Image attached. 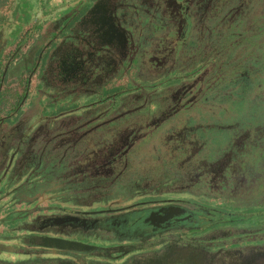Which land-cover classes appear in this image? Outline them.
Segmentation results:
<instances>
[{
    "label": "flooded vegetation",
    "instance_id": "af4514ba",
    "mask_svg": "<svg viewBox=\"0 0 264 264\" xmlns=\"http://www.w3.org/2000/svg\"><path fill=\"white\" fill-rule=\"evenodd\" d=\"M116 1L101 0L87 24L64 36L41 67L42 87L63 98L64 106L78 97L92 99L58 119L63 185L90 183L91 190L128 200L134 185L153 189L163 181L158 174L170 171L171 191L190 198L156 197L124 208L67 212L41 220L39 228L128 240L140 252L127 264H264V121L240 119L247 112L262 116L254 111L264 101L259 24L264 13H252L262 0H239L233 12L214 23L217 8L229 0H140L138 8L146 7L142 11L149 15L140 10L144 27L138 29L116 15ZM203 16L205 29L197 28ZM70 20H57L52 35ZM142 76L148 90L135 84ZM111 84L129 90L102 98ZM220 85L232 89L216 92ZM232 107L235 120L224 126L222 119L203 125L195 120ZM27 116L12 130H20ZM215 131L225 133L216 137ZM101 132L107 140H100ZM41 135L47 132L40 125L31 140ZM152 140L156 143L148 145ZM76 146L84 148L85 161L69 168L67 154ZM139 164L144 173L133 178Z\"/></svg>",
    "mask_w": 264,
    "mask_h": 264
},
{
    "label": "rangeland",
    "instance_id": "374dc122",
    "mask_svg": "<svg viewBox=\"0 0 264 264\" xmlns=\"http://www.w3.org/2000/svg\"><path fill=\"white\" fill-rule=\"evenodd\" d=\"M41 1L45 4L51 2ZM100 1L88 0L82 11L68 22L59 35H44L34 30L33 24L40 23L39 19L44 13L37 3L26 13V20L19 21L17 25L12 22L10 14L16 11L20 0H5L4 5L0 7V45L3 48L0 51V121L6 120L13 126L25 115L29 117L20 130L12 131L6 142L2 143L0 140V264H40L63 259L73 261V264H127L131 255L140 252V249L131 248L134 245L128 240L117 241L101 232L82 233L79 230L57 228L43 230L39 228L40 222L62 213L124 208L132 202L156 197L190 198L171 191L174 187L171 181L173 174L170 171L158 174L157 177L163 181L153 189L144 188L140 182L138 187L134 185L131 190L135 193L128 200H124L120 195H105L102 189L91 190L90 183L83 186L68 183L63 185V141L58 135L63 132V125L54 123L69 108H78L92 99L87 96L78 97L74 103L64 106L66 101H63V98L56 97L52 91L42 87L41 67L47 52L58 46L64 36L76 26L87 24L92 14L98 11ZM139 1L117 0L114 9L116 15L123 17L126 23L136 25V29L144 27L142 19L139 18L142 16V9L146 7L138 8ZM53 8L47 12L46 17L49 20L56 16L51 10ZM29 28H33V33L21 41L22 35ZM225 44L220 48H224ZM2 66L5 68L3 77ZM145 79L146 77L142 76V80L135 84L141 83L147 89ZM27 80L29 81L24 89ZM159 81L148 83L156 84ZM122 89L128 92L129 87L127 89L122 84H111L108 89L101 91V96L104 98L105 95L110 96L113 93L117 96ZM231 89L229 85H220L215 91L230 92ZM50 95L52 96L48 97ZM257 103L254 113L262 116L255 117L253 113L249 116L247 112L240 119H256L263 122L264 103ZM236 113L237 109L232 107L214 114L205 113L197 116L195 120L203 125L209 124L211 120L222 119V124H227L235 120ZM40 125L47 135L35 137L32 141L31 137ZM215 132L216 137L222 132L225 133ZM140 167L141 164L135 168L136 177L133 178L141 177L144 173ZM79 187L83 189L80 190ZM208 204L226 212L231 211L227 206H220L218 203ZM260 231L263 232L264 229Z\"/></svg>",
    "mask_w": 264,
    "mask_h": 264
},
{
    "label": "trees",
    "instance_id": "16d2710c",
    "mask_svg": "<svg viewBox=\"0 0 264 264\" xmlns=\"http://www.w3.org/2000/svg\"><path fill=\"white\" fill-rule=\"evenodd\" d=\"M2 1V0H1ZM0 1V7H2L4 5L5 0H3V2ZM50 1V0H48ZM88 2V0H51V2L45 4L43 3L41 0H25V2H19L18 3V7L16 8V11H12L11 13V19L12 22L15 23L17 25V23L19 21L22 20H26V13L28 12V10L31 8V6L35 3L39 4V6L43 9L44 13H43V21H40V23L36 24L34 26V29L36 30H44L45 32H53L54 33V23L57 20L63 19L65 18L66 20H70L72 19L75 15H77L86 5V3ZM241 1L239 0H229L228 2H225V6L219 10V8H217L216 12L217 15L213 16V23L214 22H219L220 20H222L226 14H228L229 12H233L234 8H237L239 3ZM54 7L52 10V12L56 13V16L54 17V21L49 20L46 15L48 14L47 12H50L49 9ZM232 10V11H231ZM240 10V9H239ZM258 11H263L264 13V0L261 1L260 5L257 6V9L252 10V13H258ZM207 18L206 16H203V19H197V22L195 23L196 27L198 28L199 26H202L203 29H205L204 25L206 24ZM259 24L262 25V28L264 29V16L263 19H260ZM200 28V27H199ZM31 28H29L27 30V32H25L22 37H21V41L24 40L26 37L28 38L30 36L31 33H33V28L32 30H30ZM204 33V32H203ZM26 38V39H27ZM2 46L0 45V51ZM2 68V77L4 76L5 73V68L4 66L1 67ZM0 83V87H1ZM27 83H25L24 89L26 88ZM264 103V101H263ZM20 105V103H19ZM17 108V107H16ZM15 108V110H16ZM220 123V122H219ZM55 125L60 124V120H58L57 122L54 123ZM223 125V124H221ZM224 126V125H223ZM13 126H11V124L8 121H0V140L2 141V143L6 142L9 138V136L12 134V131L14 132V130H12ZM149 132V131H147ZM108 135L106 134V132L100 134V140H107ZM156 141L152 140L149 142L148 145L151 144H155ZM81 146H84L83 144H81ZM81 146H76V149H72V151H69L67 154V161L66 164L69 166V168H73L75 167L74 163H79V164H83L85 159L83 156V149L81 148ZM103 146V145H101ZM264 150V148H263ZM158 156H160V160H162V154L158 153ZM262 163L260 160V163L258 164L260 169L263 168L262 167ZM65 166V165H64ZM264 166V165H263ZM253 187V186H252Z\"/></svg>",
    "mask_w": 264,
    "mask_h": 264
},
{
    "label": "crops",
    "instance_id": "0c3cea01",
    "mask_svg": "<svg viewBox=\"0 0 264 264\" xmlns=\"http://www.w3.org/2000/svg\"><path fill=\"white\" fill-rule=\"evenodd\" d=\"M20 2H25V0H20ZM11 15V14H10ZM54 19L55 18H53L52 20L54 21ZM39 20H41V21H43V18H40ZM51 20V21H52ZM38 21V20H37ZM62 23H60L58 26H60ZM34 26L36 25V24H33ZM58 28V27H57ZM35 31H38V32H42V33H44V35H49V34H53V32H45L44 30H36V29H34Z\"/></svg>",
    "mask_w": 264,
    "mask_h": 264
},
{
    "label": "water",
    "instance_id": "95a60500",
    "mask_svg": "<svg viewBox=\"0 0 264 264\" xmlns=\"http://www.w3.org/2000/svg\"><path fill=\"white\" fill-rule=\"evenodd\" d=\"M42 155V154H41Z\"/></svg>",
    "mask_w": 264,
    "mask_h": 264
}]
</instances>
